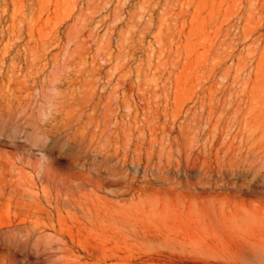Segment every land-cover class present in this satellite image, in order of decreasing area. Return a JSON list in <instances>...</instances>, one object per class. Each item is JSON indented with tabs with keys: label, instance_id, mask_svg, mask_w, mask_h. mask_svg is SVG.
<instances>
[{
	"label": "rangeland",
	"instance_id": "rangeland-1",
	"mask_svg": "<svg viewBox=\"0 0 264 264\" xmlns=\"http://www.w3.org/2000/svg\"><path fill=\"white\" fill-rule=\"evenodd\" d=\"M0 264H264V0H0Z\"/></svg>",
	"mask_w": 264,
	"mask_h": 264
}]
</instances>
